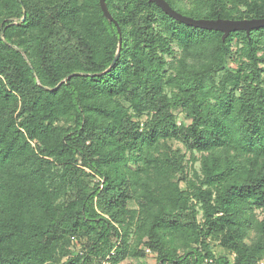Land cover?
Masks as SVG:
<instances>
[{
  "label": "trees",
  "instance_id": "trees-1",
  "mask_svg": "<svg viewBox=\"0 0 264 264\" xmlns=\"http://www.w3.org/2000/svg\"><path fill=\"white\" fill-rule=\"evenodd\" d=\"M104 4L116 24L99 0H0V264H264V28Z\"/></svg>",
  "mask_w": 264,
  "mask_h": 264
},
{
  "label": "water",
  "instance_id": "water-1",
  "mask_svg": "<svg viewBox=\"0 0 264 264\" xmlns=\"http://www.w3.org/2000/svg\"><path fill=\"white\" fill-rule=\"evenodd\" d=\"M162 11H164L168 16L172 17L173 19L186 24L191 27L201 28L205 30H214L223 32L226 34H231L234 32L245 31L249 36L251 31L254 29H261L264 28V19L259 20H245V21H231V22H224L222 20L218 21H199L194 20L192 18L186 17L176 10H174L165 0H153ZM101 9L105 13V15L113 21L115 24V20L112 15L108 12L105 7L104 0H99ZM119 33H121L120 28H118ZM65 82V81H64ZM62 84V83H61ZM59 84V86L61 85Z\"/></svg>",
  "mask_w": 264,
  "mask_h": 264
},
{
  "label": "rangeland",
  "instance_id": "rangeland-1",
  "mask_svg": "<svg viewBox=\"0 0 264 264\" xmlns=\"http://www.w3.org/2000/svg\"><path fill=\"white\" fill-rule=\"evenodd\" d=\"M228 67H231L232 69L235 68L234 64L232 62H228ZM213 247L215 249V253H217V255L219 254H228V251L226 250H222L219 246L213 244ZM120 264H158L157 263V259L155 255H151L149 254L147 257H145L144 259H128L125 262H122Z\"/></svg>",
  "mask_w": 264,
  "mask_h": 264
},
{
  "label": "built area",
  "instance_id": "built-area-1",
  "mask_svg": "<svg viewBox=\"0 0 264 264\" xmlns=\"http://www.w3.org/2000/svg\"><path fill=\"white\" fill-rule=\"evenodd\" d=\"M148 253H150V251H148Z\"/></svg>",
  "mask_w": 264,
  "mask_h": 264
}]
</instances>
